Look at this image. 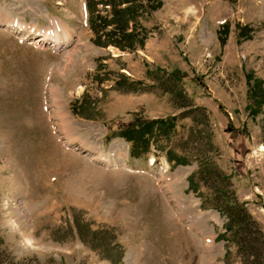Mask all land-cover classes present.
Listing matches in <instances>:
<instances>
[{"label":"rangeland","instance_id":"rangeland-1","mask_svg":"<svg viewBox=\"0 0 264 264\" xmlns=\"http://www.w3.org/2000/svg\"><path fill=\"white\" fill-rule=\"evenodd\" d=\"M0 5L25 29L71 34L57 48L0 28V240L14 262L264 264V0ZM176 70L187 97L162 90ZM154 120L175 129L153 124L147 149L124 137ZM164 130L181 143L171 155L205 153L219 171L193 177L197 162L157 146ZM231 196L257 247L226 231Z\"/></svg>","mask_w":264,"mask_h":264},{"label":"trees","instance_id":"trees-1","mask_svg":"<svg viewBox=\"0 0 264 264\" xmlns=\"http://www.w3.org/2000/svg\"><path fill=\"white\" fill-rule=\"evenodd\" d=\"M119 30L120 29H118V31ZM128 38H129V40H128ZM121 40L122 41H124V40L131 41V38H130L129 34L128 35L123 34ZM220 41H222L221 38H220ZM173 72H175V73L162 77V78H167V77L172 78L170 80L171 83L169 84V86L166 88L165 87L162 88L163 92L168 93L170 95H174V93H176L178 90L179 94H177V95H182L183 97H187L185 94V91L184 92L182 91L181 84L179 83V80L177 78V74L180 75V72L178 70L173 71ZM165 83H167V82H165ZM177 84H178V86H177ZM157 122H163V121L162 120H154V121H152V125L157 123ZM163 124H165V125H163L164 128L168 127L171 129V134H172L173 130L175 129V126H172L173 125L172 122L169 121L166 123L164 121ZM152 125L151 126H136V128L138 127L140 129H143V130H137L135 128V126H128L127 128H125L126 131L124 132V137L131 138L134 141L135 146H136L139 143L138 133H143L145 136L143 148L147 149L149 142L150 141L154 142V140H152V138L155 137L154 132H153V129H155V126L154 125L152 126ZM156 129H158V126ZM161 136H162L163 140H161V144L157 145V146H159L161 149L167 148V150H170V151H168V158L169 159H171L175 162H178L180 164H190L192 162H197V169L195 171V174H193V177L198 175L200 177V179H203L202 176H205L207 173L212 172L207 167L214 168L215 173L217 171H219V168L217 167L215 162L213 160H211V158L207 157L205 155V153H198V154H195V156H192L190 154L189 150H185L183 148H180L181 151H184L183 155H178V154L171 155L172 151H174L175 149H179L178 145H180L181 143L177 144L176 142H178V141H173V136L171 137L170 135H168V130H164V132L162 133ZM175 139H178V138H175ZM208 140H209L210 146L213 147V145L211 144V141H210V137H208ZM157 141H160V139H158ZM137 151L138 150H133V152H135V153H137ZM193 157H195V158H193ZM229 198H230L229 200H227L225 198L224 202L222 203L223 209L221 208V210H220L221 214L225 210L224 213L226 215L225 216V218H226V223H225L226 231L229 232L230 235H235L237 237V240H234L233 243L237 244L239 251L243 249L244 245L246 246V248L257 247L255 245V243H257V242H254L255 239L251 238L252 234L257 233V232L247 230L248 224L251 225L253 223L252 222L253 218L249 215V213L246 211V209L243 207V205L234 199V197L231 196ZM216 207L218 208L221 206L218 205ZM235 236H233V239H235ZM260 243H261V241H260ZM248 261H249V257L246 256L245 260L243 261V264H246V262H248ZM0 264H30V263L28 260H20L18 262H14L13 258L11 256H9L3 250V242H2V240H0Z\"/></svg>","mask_w":264,"mask_h":264},{"label":"bare ground","instance_id":"bare-ground-1","mask_svg":"<svg viewBox=\"0 0 264 264\" xmlns=\"http://www.w3.org/2000/svg\"><path fill=\"white\" fill-rule=\"evenodd\" d=\"M11 10L12 9H10V8L3 9L2 7H0V22L4 23L6 25L7 21L3 18V16L7 15V17L11 20L12 23H9L6 26L12 27V28H19V29L24 28L23 26L22 27L20 26V23H17V21L15 20L16 19L15 14H12ZM10 25H12V26H10ZM56 26L61 28V35H62L61 38L57 37V35L55 33V27ZM49 27H51V23H50V26H48L46 28L48 29ZM44 29H42L41 31H43ZM26 31L27 32L28 31H32V33L34 31H36L37 33H39L41 35V40L43 42L48 40L49 42H52L53 45L54 44H56V45L67 44L70 41V39H71L70 31L58 21L54 25V29L51 30V31L47 30V32L46 31L39 32V31H37V30H35L33 28H29ZM51 93H52L53 97L55 96L54 102L56 104V106L54 105L53 110L56 109V111H57V115L59 116V117L57 116L58 117L57 119H58L60 127L62 129H65L66 126H71V123L68 121V118L66 117L65 113L63 112V110L59 109V105H58L59 104L58 103V100H59L58 99V97H59L58 94L59 93L58 94L55 93V92H51ZM72 140L73 139H72L71 136H66L65 137V141L68 142V143H71ZM79 141H81V140H79ZM80 143H81L82 146L87 148L90 151V153L95 152L94 148L89 146L88 144H86L84 141H83V143L82 142H80ZM96 157H99V154L96 155Z\"/></svg>","mask_w":264,"mask_h":264},{"label":"crops","instance_id":"crops-1","mask_svg":"<svg viewBox=\"0 0 264 264\" xmlns=\"http://www.w3.org/2000/svg\"><path fill=\"white\" fill-rule=\"evenodd\" d=\"M59 22V21H58ZM10 23H12L11 21H10ZM56 24V22H53V27H54V25ZM51 30H53V29H51ZM51 30H49V31H51ZM46 31V30H45Z\"/></svg>","mask_w":264,"mask_h":264}]
</instances>
